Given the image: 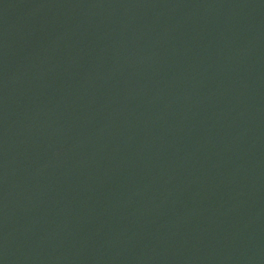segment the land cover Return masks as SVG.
<instances>
[{"label":"water","instance_id":"water-1","mask_svg":"<svg viewBox=\"0 0 264 264\" xmlns=\"http://www.w3.org/2000/svg\"><path fill=\"white\" fill-rule=\"evenodd\" d=\"M0 264H264V0H0Z\"/></svg>","mask_w":264,"mask_h":264}]
</instances>
